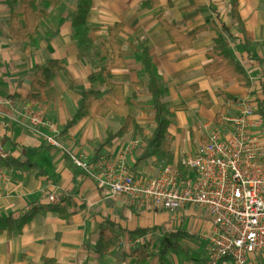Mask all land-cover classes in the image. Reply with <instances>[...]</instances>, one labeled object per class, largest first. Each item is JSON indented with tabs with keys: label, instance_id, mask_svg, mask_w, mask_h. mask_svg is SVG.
Wrapping results in <instances>:
<instances>
[{
	"label": "crops",
	"instance_id": "crops-1",
	"mask_svg": "<svg viewBox=\"0 0 264 264\" xmlns=\"http://www.w3.org/2000/svg\"><path fill=\"white\" fill-rule=\"evenodd\" d=\"M70 1H63L60 11L51 9L53 17L44 29L53 32L59 29V33L53 38L45 33L35 48L30 42L12 38L8 20L13 9L21 11L11 6L12 0H0V94L8 100V104L0 107V146L10 154V161L24 163L20 168L0 169V218H31L21 229H8L0 235V264H107L118 255V249L100 257L95 252L94 237L107 219L129 231L154 230L144 238H123L124 251L148 244L155 237L162 240L167 233L181 231L188 235L185 243L192 252H205L200 260L207 262L208 244L204 235L211 230L212 222L205 214L190 207L178 213L155 208L142 210L128 199L110 198L108 191L82 175L65 153L47 146L43 138L27 129L24 108H43L62 134L76 115L82 93L92 88L89 76L113 59L111 53L101 49L109 38V27L122 24L117 41L122 45L125 65L107 69L106 75L124 86L126 95L132 99L136 119L144 128L143 136L151 135L156 127L152 96L145 87L138 86L146 78L137 59L142 50H148L161 75L175 163L194 156L214 132L233 134L236 127L231 119L240 115L244 102L251 103L256 110L250 120L263 121L259 127H251L252 133L264 134V0H238L237 18L232 15V0H159L154 9H142L141 0H92L88 17L92 46L88 50L75 39L71 22L77 0ZM192 3L207 11L186 21L182 10ZM162 19L182 34L209 27L198 35L191 48L180 49L171 40ZM220 33L228 39L234 59L247 73L248 87L237 80L225 83L221 77L206 74V66L211 62L208 53ZM49 60L62 62L68 74L56 73L49 88V101L32 103L29 95L35 69ZM195 89L208 93L210 107L196 98ZM103 90L104 95L108 90ZM121 123L122 118L117 114L84 118L61 139L67 151L77 156L85 155L94 161L117 160L132 141L142 137L128 135L102 148ZM145 147L132 151L128 159L129 169L138 180H149L158 174L160 163L156 157L138 161ZM45 189L61 190L65 197L69 196L64 197L62 205H53L44 195ZM56 207L65 208L72 218H61L54 211ZM138 250L141 251H135ZM168 257L171 264H198L185 261L173 252ZM251 263L264 264V254L255 256ZM220 264L233 263L227 260Z\"/></svg>",
	"mask_w": 264,
	"mask_h": 264
},
{
	"label": "built area",
	"instance_id": "built-area-1",
	"mask_svg": "<svg viewBox=\"0 0 264 264\" xmlns=\"http://www.w3.org/2000/svg\"><path fill=\"white\" fill-rule=\"evenodd\" d=\"M8 100L0 94V107ZM256 110L244 102L239 116L231 119L233 134L218 131L199 147L194 156L170 164H159L158 174L146 182L137 181L129 169L132 151L145 147V138L132 141L117 160H89L67 151L56 124L43 108L26 106V127L43 138L47 146L69 154L73 166L92 179L110 198L128 199L131 205L178 213L197 208L212 222L207 240L208 264L230 261L252 264L264 254V134H253L262 119L251 121ZM10 154L0 146V158ZM1 169V168H0ZM1 173H4L1 170ZM65 194H50L48 201L62 205ZM130 203V202H129Z\"/></svg>",
	"mask_w": 264,
	"mask_h": 264
},
{
	"label": "trees",
	"instance_id": "trees-1",
	"mask_svg": "<svg viewBox=\"0 0 264 264\" xmlns=\"http://www.w3.org/2000/svg\"><path fill=\"white\" fill-rule=\"evenodd\" d=\"M76 12L73 15L71 27L74 30L76 41L85 50L92 46V39L90 38V28L88 26V17L92 9V0H77ZM232 15L238 17V0H232ZM12 7H19L21 13L12 10L8 20V29L12 38L19 42H30L33 47L38 48L40 42L45 37L53 38L59 33V29L55 32L46 31L44 29L45 23L53 17L54 10H62L63 0H12L10 3ZM159 5V0H141L142 9H154ZM207 10L192 3L182 10L184 20L188 21L194 19L196 16L205 13ZM59 13V12H58ZM57 13V14H58ZM58 20V19H57ZM162 25L168 28L171 40L178 45L180 49H189L193 46L194 41L198 35L208 29L209 26L199 27L188 34H182L179 29L161 20ZM211 20L208 21V23ZM123 30L122 24H115L109 27V38L105 41L101 49L112 54L113 59L110 63L105 64L99 72L93 73L89 76L91 89L82 93L79 101V106L75 117L69 121L64 128L61 137L81 119L84 118H105L110 114H117L122 118L120 129L115 134H110L106 142L102 145H108L116 139H122L128 135H143L144 128L138 123L134 114V107L132 99L125 93L124 86L114 83L107 75L106 71L109 68L124 67V59L122 56V45L117 41L119 34ZM229 40L230 33H228ZM109 46V50L107 48ZM208 58L211 61L206 66V74L209 77H221L225 83H230L237 80L243 86L248 87L249 77L242 65L236 62L231 51L230 43L227 38H224L222 33L219 34L215 41L214 48L208 53ZM137 59L143 65V76L146 81H142L138 86L145 87L152 96V107L155 114V129L150 136L145 137L146 147L138 161H143L152 157H156L160 164L175 163V157L172 150L173 138L169 134V126L171 121L169 119V111L163 102L164 88L161 81V75L150 58L147 49L142 50L137 55ZM56 73L68 72L65 70L62 62L58 60H49L46 65L38 66L35 69L32 92L29 95V101L32 103H45L49 101V88ZM97 85V88L93 86ZM108 91L103 95L104 90ZM196 90V98L201 100L206 106H211L210 96L206 92H199ZM221 95L228 98L225 93ZM237 100L236 98H232ZM264 116V113H262ZM24 163L15 162L14 160H3L0 158V167H22ZM67 201V200H66ZM65 201V202H66ZM54 211L58 213L61 218L66 220L71 219L72 215L67 214L65 208L56 207ZM30 217L23 219H16L13 216L0 218V235L8 229H21L25 224L30 222ZM154 230L136 229L129 231L119 223L111 220H106L99 228V232L95 237L96 249L95 252L100 257H106L115 252L120 247L121 239L124 238H144ZM188 235L184 232H170L165 234L160 242L157 253H150L148 251H135L133 256L137 259L138 264H147L149 260H157L158 264H171L169 259L170 253L179 254L185 261H194L198 264L202 261L197 254L193 253L191 248L185 244ZM88 249V247H84ZM202 264H208L203 261Z\"/></svg>",
	"mask_w": 264,
	"mask_h": 264
},
{
	"label": "rangeland",
	"instance_id": "rangeland-1",
	"mask_svg": "<svg viewBox=\"0 0 264 264\" xmlns=\"http://www.w3.org/2000/svg\"><path fill=\"white\" fill-rule=\"evenodd\" d=\"M63 1H66V3L67 2H71L72 3V1H70V0H63ZM17 11H21L20 9H19V7L17 6ZM23 12H21V14H22ZM55 32V31H54ZM79 92H81V90L79 91ZM150 136V135H149ZM142 138H145L143 135H142V137H141V139ZM145 145H146V143H145ZM51 147V146H50ZM60 152H62V153H64L63 151H60ZM79 156H83V157H85V155H79ZM68 158H70V156H69V154H68V156H67ZM70 161H71V159H70ZM72 163V162H71ZM74 167H76V166H74ZM0 168H2V167H0ZM77 168V167H76ZM78 169V168H77ZM79 170V169H78ZM80 171V170H79ZM81 172V171H80ZM81 174H82V172H81ZM82 175H84L85 176V174H82ZM137 181H140V182H146L147 180H138V179H136ZM56 189H58V188H56ZM53 190V191H48V190H44V193H46V194H44L45 196H49L50 194H56L57 192H62L61 190ZM65 192H62V196H63V194H64ZM69 195H67L65 198H67ZM130 204H131V201H130ZM56 205H58V204H56ZM150 208H152V207H150ZM148 210V209H147ZM198 210V209H197ZM201 214H204L202 211H200V210H198ZM166 212H168V211H166ZM209 219V218H208ZM124 238V237H123ZM123 238H122V242H121V244H120V247L118 248V251H117V256L114 258V257H112L110 260H108L107 261V264H122V263H124V264H138L137 263V259L136 258H134V256H133V254H134V252H135V250L136 249H141V251H146V250H148L149 249V251H150V253H157V249L159 248V246H160V242H161V240H160V238L159 237H155V239H152V240H150L149 241V243L148 244H140V245H137V246H135V247H130L127 251H124V248H123V243H124V240H123ZM204 239V238H203ZM189 241V240H188ZM186 244V243H185ZM145 246V247H144ZM146 246H148V247H146ZM146 248H148V249H146ZM175 254V253H174ZM197 254V253H196ZM199 257H201V258H203L204 259V257H205V252L203 253V254H197ZM204 255V256H203ZM148 264H157V261L156 260H149L148 261Z\"/></svg>",
	"mask_w": 264,
	"mask_h": 264
}]
</instances>
